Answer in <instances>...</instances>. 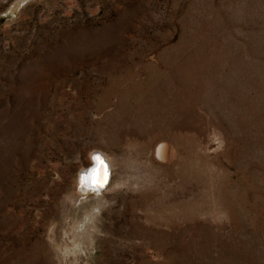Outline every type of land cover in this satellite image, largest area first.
Wrapping results in <instances>:
<instances>
[{
  "label": "rangeland",
  "instance_id": "374dc122",
  "mask_svg": "<svg viewBox=\"0 0 264 264\" xmlns=\"http://www.w3.org/2000/svg\"><path fill=\"white\" fill-rule=\"evenodd\" d=\"M0 264H264V0H0Z\"/></svg>",
  "mask_w": 264,
  "mask_h": 264
},
{
  "label": "clouds",
  "instance_id": "9594fccd",
  "mask_svg": "<svg viewBox=\"0 0 264 264\" xmlns=\"http://www.w3.org/2000/svg\"><path fill=\"white\" fill-rule=\"evenodd\" d=\"M90 165L87 169H81L79 182L81 185H87L89 188H96L99 182L105 178L110 179V172L107 166V157L98 150H93L89 154ZM123 185L117 183L115 188H120ZM106 187V186H105Z\"/></svg>",
  "mask_w": 264,
  "mask_h": 264
},
{
  "label": "bare ground",
  "instance_id": "6f19581e",
  "mask_svg": "<svg viewBox=\"0 0 264 264\" xmlns=\"http://www.w3.org/2000/svg\"><path fill=\"white\" fill-rule=\"evenodd\" d=\"M104 154V153H103ZM156 154L158 155V157H165L167 155V149H166V146L165 145H161V146H158L157 149H156ZM106 163L108 164V170L110 172V175H111V163L109 161V159L107 158V161ZM90 165V160H89V163L87 165H84L82 164L81 167H80V170H79V174H78V178H77V185H81L80 182H79V175L81 173V169H87ZM76 181V179H75ZM76 183V182H75ZM76 189V187H75ZM78 190L80 191V187H78ZM81 191L83 192H86V193H91L93 191L94 194H98L99 191H101L100 189H96V188H89V186L87 185H81Z\"/></svg>",
  "mask_w": 264,
  "mask_h": 264
},
{
  "label": "snow or ice",
  "instance_id": "6c2138e0",
  "mask_svg": "<svg viewBox=\"0 0 264 264\" xmlns=\"http://www.w3.org/2000/svg\"><path fill=\"white\" fill-rule=\"evenodd\" d=\"M106 184H107V179L105 178L103 181L99 182V184L96 188L103 190V188L106 186Z\"/></svg>",
  "mask_w": 264,
  "mask_h": 264
},
{
  "label": "water",
  "instance_id": "95a60500",
  "mask_svg": "<svg viewBox=\"0 0 264 264\" xmlns=\"http://www.w3.org/2000/svg\"><path fill=\"white\" fill-rule=\"evenodd\" d=\"M107 166H108V164H107ZM107 183H108V180H107ZM106 185H107V184H106ZM104 188H105V187H104ZM104 188H103V189H104ZM96 189H98V188H96Z\"/></svg>",
  "mask_w": 264,
  "mask_h": 264
}]
</instances>
